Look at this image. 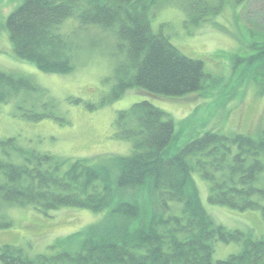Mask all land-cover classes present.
<instances>
[{"label": "trees", "instance_id": "16d2710c", "mask_svg": "<svg viewBox=\"0 0 264 264\" xmlns=\"http://www.w3.org/2000/svg\"><path fill=\"white\" fill-rule=\"evenodd\" d=\"M171 2L184 10L188 25L222 10V0H23L8 15L6 27L17 57L57 74L74 70L82 48L76 35L60 31L66 20L74 18L85 32L109 30L125 58L108 102L135 87L182 97L204 87L205 65L154 31L151 12ZM31 93L53 105L32 76L0 71V104ZM25 116L38 121L55 113ZM114 125L116 137L132 143V153L95 162L30 149L15 137L0 139V229L13 225L1 212L6 203L44 213L62 207L109 209L102 221L57 241L52 253L30 257L21 247L2 245L3 264H264V236L217 224L192 176L198 171L211 183L210 204L260 209L264 217V188L257 186L264 171V131L256 138L206 132L167 156L175 122L149 100L119 111ZM76 241L81 249L70 250ZM216 241L238 243L242 250L215 261Z\"/></svg>", "mask_w": 264, "mask_h": 264}, {"label": "rangeland", "instance_id": "374dc122", "mask_svg": "<svg viewBox=\"0 0 264 264\" xmlns=\"http://www.w3.org/2000/svg\"><path fill=\"white\" fill-rule=\"evenodd\" d=\"M22 1L0 0V71L32 76L47 91L53 105L43 104L47 97L39 98L34 93L19 101L1 103L0 139L15 137L21 146L71 161L86 158L95 162L101 156L129 155L132 143L116 137L114 122L119 111L143 100L168 112L175 122L174 138L165 150L167 156L176 155L206 132L256 138L264 131V0L238 4L236 0H222L219 13L196 25L186 24L185 12L176 3L154 9V31L168 36L184 54L204 62V87L182 97L135 87L109 102L117 66L125 58L114 33L98 27L85 32L79 29L77 20L69 18L60 31L76 35L77 44L82 45L74 58L75 68L68 74L44 72L35 63L17 57L10 40L6 20ZM90 104L96 108H90ZM33 112H54L55 116L38 121L25 116ZM192 176L203 205L217 224L252 233L254 237L264 236L260 209L242 211L212 205L208 201L211 183L198 171ZM257 186L264 188V171ZM260 200L264 204V199ZM1 212L13 225L0 229V247L15 245L35 257L52 253V246L60 239L102 221L109 209L62 207L44 213L32 206L6 203ZM214 245L215 261L242 250L234 242L216 241ZM80 249L79 241L70 244V250Z\"/></svg>", "mask_w": 264, "mask_h": 264}]
</instances>
